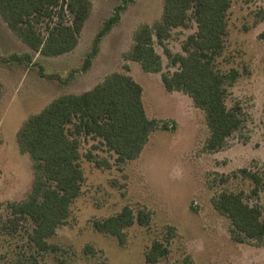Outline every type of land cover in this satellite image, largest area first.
Returning a JSON list of instances; mask_svg holds the SVG:
<instances>
[{
	"label": "rangeland",
	"instance_id": "1",
	"mask_svg": "<svg viewBox=\"0 0 264 264\" xmlns=\"http://www.w3.org/2000/svg\"><path fill=\"white\" fill-rule=\"evenodd\" d=\"M91 1L78 42L68 52L45 56L17 38L0 39V264H264V245L235 240L229 218L212 201L223 190H242L264 215V189L250 194L252 182L238 171L264 169V38L259 37L264 0H231L225 46L215 65L222 72L239 71L228 85L226 103L238 101L245 121L213 151L204 147L209 134L204 112L186 93L168 91L162 84L161 73L177 67L163 47L155 44L162 59L160 72H146L125 55L137 27L162 17L164 0L128 2L84 67L105 21L123 0ZM195 29L192 21L174 28L166 46L182 52V41ZM12 53H28L31 62L10 61ZM113 71L128 73L141 84L149 118L176 127L154 130L140 154L120 165L99 139L81 137V192L71 202L66 222L47 238L58 248L40 250L28 239L30 220L16 227L7 221L8 204L24 200L34 178L32 159L20 151L17 131L57 96L88 90ZM88 152L93 158L86 157ZM124 205L147 210L151 218L147 225L128 226L120 244L116 236L94 229L92 221ZM155 239L166 243L168 253L150 263L145 252Z\"/></svg>",
	"mask_w": 264,
	"mask_h": 264
},
{
	"label": "trees",
	"instance_id": "2",
	"mask_svg": "<svg viewBox=\"0 0 264 264\" xmlns=\"http://www.w3.org/2000/svg\"><path fill=\"white\" fill-rule=\"evenodd\" d=\"M123 0L113 16L105 21L85 66L96 52L99 38L119 19V11L128 2ZM231 0H164L162 17L152 24H140L133 35V44L125 53L146 72H160L162 59L155 48L158 43L176 69L162 72L161 81L168 91L178 90L191 97L204 112L209 134L205 148H222L226 140L244 123V112L236 101L228 106V85L239 76L231 68L222 72L215 59L225 46L227 12ZM92 8L91 0H0V16L11 32L33 51L45 56L72 50ZM192 21L196 29L181 43L182 52H172L165 41L176 27ZM264 38V29L259 33ZM90 56V57H89ZM1 59L3 57H0ZM31 62L28 53H12L9 60ZM1 95V83H0ZM167 121L149 118L142 101V86L130 74L113 71L92 88L81 93H63L42 110L29 116L18 129L17 143L22 153L32 159L34 178L27 197L8 204V222L16 227L20 221H31L28 239L40 250H56L47 238L65 223L70 205L81 192L84 172L80 164L81 137L97 138L115 155L117 165L136 158L158 129H174ZM93 158L92 153H86ZM101 165V161L96 162ZM238 171L252 182L251 193L264 189V169L246 167ZM213 206L229 218L235 240H252L264 245V215L261 206L250 203L244 191L223 190L213 197ZM151 213L124 205L118 212L94 219L99 232L112 234L120 244L126 240V228L135 222L147 225ZM168 253L166 243L155 239L145 252V260L154 263Z\"/></svg>",
	"mask_w": 264,
	"mask_h": 264
},
{
	"label": "crops",
	"instance_id": "3",
	"mask_svg": "<svg viewBox=\"0 0 264 264\" xmlns=\"http://www.w3.org/2000/svg\"><path fill=\"white\" fill-rule=\"evenodd\" d=\"M1 17V16H0ZM151 21V20H150ZM149 21H147L148 23ZM0 39L1 41L3 40H12V38H17L19 39L17 36H15L11 30L9 29V27L7 26V24L5 23V21L2 19V25L0 24ZM4 38V39H3ZM21 40V39H19ZM23 42V41H22Z\"/></svg>",
	"mask_w": 264,
	"mask_h": 264
}]
</instances>
